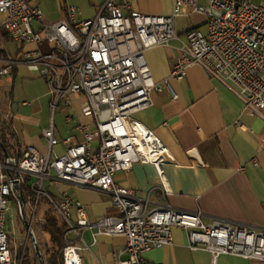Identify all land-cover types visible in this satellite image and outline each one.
I'll list each match as a JSON object with an SVG mask.
<instances>
[{
    "label": "built area",
    "instance_id": "obj_1",
    "mask_svg": "<svg viewBox=\"0 0 264 264\" xmlns=\"http://www.w3.org/2000/svg\"><path fill=\"white\" fill-rule=\"evenodd\" d=\"M172 2L167 17L130 11L118 0H106L89 20H80L77 8L68 7L66 19L49 25L29 0H0V37L6 35L18 49L15 58L7 49L10 58L0 61V79L19 65L36 67L50 89L53 114L71 110V97L83 95L89 107L86 115L93 119V128L76 127L82 142L76 136L59 139L52 122L43 131L46 153L29 146L19 158L8 155L0 160V264H16L7 212L10 201L21 200L24 186L36 195L34 210L46 199L65 222L64 264H85L81 251L90 250L84 239L88 230L126 238L128 259L117 264H146L145 253L173 244L174 229L187 233L191 251L209 253L212 264L224 256L264 264V230L221 220L205 223L200 212L152 203L150 197L141 200L134 190L115 182L118 173L131 171L135 164H153L163 177L169 152L136 115L154 106V91H168L177 99L173 82L183 81L195 66L229 88L247 113L264 120V5L248 0ZM184 7L208 18L206 32L190 30L180 41V57L169 78L155 83L146 54L180 40L176 18ZM73 118L69 114L67 121ZM60 146L65 151L56 156ZM27 176L32 180L27 182ZM55 181L110 194L119 216L90 223L81 202L47 191L46 183Z\"/></svg>",
    "mask_w": 264,
    "mask_h": 264
},
{
    "label": "crops",
    "instance_id": "obj_2",
    "mask_svg": "<svg viewBox=\"0 0 264 264\" xmlns=\"http://www.w3.org/2000/svg\"><path fill=\"white\" fill-rule=\"evenodd\" d=\"M105 2L29 0L31 6L42 10L44 22L49 25L66 19L68 7L77 8L80 20L93 19ZM118 2L129 5L130 11L165 17L172 15L174 6L172 0ZM207 22L205 15L194 13L190 7L183 8L182 14L176 18V32L180 40L146 54L155 83L169 78L180 57V41H185L186 34L192 29L206 32ZM10 78L45 88V92L31 102L30 107L23 106L31 108L39 103L46 112L52 113V96L46 80L40 77L36 67H17ZM173 86L177 99L174 100L168 91H154V106L136 115L137 120L153 131L169 152V158L163 165V177L153 164H135L131 171L118 173L115 182L134 190L141 200L150 197L152 203H165L188 213L200 212L205 223L221 220L264 230V120L247 113L240 99L221 82L209 77L200 66L190 69L187 77L173 82ZM71 105V110H67L68 115H74L71 122L65 117L66 126L62 129L56 126L53 119L51 124L54 123L56 134L61 137L59 139L76 136L82 142L76 127L83 124L93 128V119L86 115L89 107L83 95H73ZM14 135L16 141L6 137L12 155H22L29 146L43 154L47 152V143L41 138L25 132L23 135L14 132ZM64 151L65 147L60 146L54 152L59 156ZM46 185L47 191L55 197L67 194L81 202L90 223L104 217L119 216L110 194L104 191L80 188L62 181H55L53 185L47 182ZM173 237L172 245L145 253L146 264H212L209 253L189 249L185 231L174 229ZM84 239L90 248L81 251L85 264H117L119 260L128 259L124 253L127 245L125 237H109L88 230ZM218 264L262 263L224 256Z\"/></svg>",
    "mask_w": 264,
    "mask_h": 264
},
{
    "label": "rangeland",
    "instance_id": "obj_3",
    "mask_svg": "<svg viewBox=\"0 0 264 264\" xmlns=\"http://www.w3.org/2000/svg\"><path fill=\"white\" fill-rule=\"evenodd\" d=\"M248 1L256 5H264V0ZM2 20H4L3 16ZM7 49L12 53V57L15 58L18 51L17 47L9 43V47H7ZM19 67L33 66L19 65L18 68ZM10 77L8 76L0 79L1 122L6 124L13 133L15 132L16 134L18 133L19 135H23L25 132L28 135L41 138L43 142L47 143L44 138L43 131L50 128L52 119L55 120L58 128H64L66 126L64 118L67 117L66 115H68V111L65 110L66 112H64L59 110L53 114V112H46V110L41 107L39 103L34 104L31 108H24V102H35L38 99V96H40L43 91L45 92V88H40L37 84L25 82L19 79L13 81ZM48 90L50 93V89ZM56 135L58 138H61L58 134ZM1 137L3 138V135H1ZM52 176L55 177V174L52 173ZM21 196L24 202L25 216L31 223L36 244L39 246L44 258V247L49 243V240L43 231V224L45 223V220H43L42 211H38L36 213L38 209H33V202H31L28 198V203L26 204L23 195ZM44 203L45 200L42 199L41 206H43ZM7 230L10 235V247L16 264H23L24 260L30 261L31 264H41V261L36 253L35 242L32 236L29 235L21 215L20 199H14V201H10L8 204Z\"/></svg>",
    "mask_w": 264,
    "mask_h": 264
},
{
    "label": "trees",
    "instance_id": "obj_4",
    "mask_svg": "<svg viewBox=\"0 0 264 264\" xmlns=\"http://www.w3.org/2000/svg\"><path fill=\"white\" fill-rule=\"evenodd\" d=\"M2 38L0 37V61H6L10 58V53L7 52V47H9V43L12 44V42L6 35H3ZM1 135H3V138L1 137ZM7 136H10L12 140L16 139L14 133L7 127L6 124L1 122L0 120V160L4 159V149L11 157H21V154L19 153L15 155L11 154L10 148L8 147L9 143L6 140ZM26 180L27 182H29L32 180V178L30 176H27ZM22 195L26 204L28 203V198L31 200V202L35 203L34 197H36V195L33 193L31 188L24 186ZM44 200V205L41 206L42 201H40V203L38 204L39 208H37L38 210L36 209V213L38 211H42V217L43 220H45V223L43 224V231L45 232L49 240V243L44 247V259L46 264H64L63 252L65 248L64 234L66 232V224L53 209L49 201L46 199ZM23 264H31V262L24 260Z\"/></svg>",
    "mask_w": 264,
    "mask_h": 264
},
{
    "label": "water",
    "instance_id": "obj_5",
    "mask_svg": "<svg viewBox=\"0 0 264 264\" xmlns=\"http://www.w3.org/2000/svg\"><path fill=\"white\" fill-rule=\"evenodd\" d=\"M5 152V156H8L6 150L4 149ZM21 215L25 224L26 229L29 232V235L32 236L34 242H35V249H36V253L41 261V264H46L45 259L43 258V255L40 251L39 246L36 244V240H35V236L32 233V226L31 223L27 220V217L25 216V211H24V202H23V198H21Z\"/></svg>",
    "mask_w": 264,
    "mask_h": 264
}]
</instances>
